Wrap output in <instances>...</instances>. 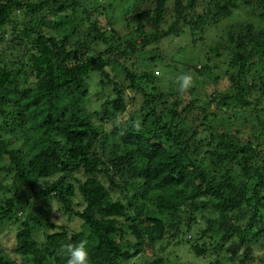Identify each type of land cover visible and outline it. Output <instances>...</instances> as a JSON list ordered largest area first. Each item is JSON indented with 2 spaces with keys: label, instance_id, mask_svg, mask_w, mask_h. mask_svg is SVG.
Wrapping results in <instances>:
<instances>
[{
  "label": "trees",
  "instance_id": "16d2710c",
  "mask_svg": "<svg viewBox=\"0 0 264 264\" xmlns=\"http://www.w3.org/2000/svg\"><path fill=\"white\" fill-rule=\"evenodd\" d=\"M116 2L0 0V264H264V0Z\"/></svg>",
  "mask_w": 264,
  "mask_h": 264
},
{
  "label": "rangeland",
  "instance_id": "374dc122",
  "mask_svg": "<svg viewBox=\"0 0 264 264\" xmlns=\"http://www.w3.org/2000/svg\"><path fill=\"white\" fill-rule=\"evenodd\" d=\"M98 1L100 3V5L98 6V8L101 5H104V4L107 3V0H98ZM110 1H116V0H110ZM128 1H131V0H117V2L115 3V5L113 7L114 9L112 8V9H110V11L107 12V16L112 20L113 27L117 30L118 34H120L122 36H124L126 34H129L130 33V30H133V26H134L133 23L134 22L131 23L130 26H128L129 27L128 29H126L123 26H119V23L121 21H123L122 18L121 17H118V16H117V18H115V16L117 14H120V9L122 7L124 8V5H128ZM122 12H123V9L121 10V13ZM245 17H248V15H245V13L240 9V10L235 11L234 14L231 15V18L230 19H227V21L229 23H231V22L239 21V20H241V19H243ZM249 17H250V15H249ZM250 18H251V22L252 21H255V17L251 16ZM98 19L100 20V22H101L102 25H104L106 23L105 22L106 18H105V15L104 14L103 15H99L98 16ZM256 20H257V18H256ZM255 25L257 27H263L264 26V23H262L261 26H258L259 25V22L257 20V22H255ZM220 35H219V33H216V32H213L212 33V31L206 32L203 35V40L201 41V44H198L194 51L192 49L188 48L189 46H188V43L186 42L188 40V35L187 34L182 35V36H179V37H175L173 39V41L171 42V45H170V47L168 49V53H170V54L171 53H174V52L177 53V54H174L172 56L173 61H184V63L196 64V68H197V67L200 66V60L203 59V57L200 56V55H202V53L210 54V49L211 48L215 47L218 42H223V40L220 37ZM151 48H152V46H149V47H147L146 50L150 51ZM179 52L183 53L186 56V58L183 59L178 54ZM221 52H223V51L221 50ZM212 61L215 63L214 60H212ZM157 69L160 70V71H163V69L160 68L159 66H158ZM217 72L218 71L215 70V73H217ZM156 75H159L161 77V75L158 74L157 72H156ZM93 86H94L93 84L90 85V88H91V99H92V102L91 103H93L96 100L94 98V93L96 92V90L93 89ZM206 88L209 89L210 87L207 86ZM95 106L96 105L93 104V107H95ZM133 106L134 105H131L130 108H133ZM208 171H210V170H208ZM52 206L53 205L50 204V207H49L50 211L52 210ZM55 220L56 221L57 220H61V217H59L58 215H56ZM175 243H173V244L170 245L171 246L170 247L171 252H173L172 246L176 248V246H174ZM167 247H169V245ZM166 256L167 255H164V257H166ZM195 263H202V261L197 257L195 259ZM133 264H138V262L135 263V261H134Z\"/></svg>",
  "mask_w": 264,
  "mask_h": 264
},
{
  "label": "clouds",
  "instance_id": "9594fccd",
  "mask_svg": "<svg viewBox=\"0 0 264 264\" xmlns=\"http://www.w3.org/2000/svg\"><path fill=\"white\" fill-rule=\"evenodd\" d=\"M250 14H248L249 16ZM252 15H250L251 17ZM248 18L251 21V18ZM254 17V16H253ZM244 19L231 22V24L244 23ZM253 23V22H252ZM256 29H264L263 27H255ZM187 42V41H186ZM192 76L190 74H183L178 77V84L180 92L183 93L192 84ZM66 264H90V257L87 250L86 242L81 240L76 244H70L66 247Z\"/></svg>",
  "mask_w": 264,
  "mask_h": 264
}]
</instances>
